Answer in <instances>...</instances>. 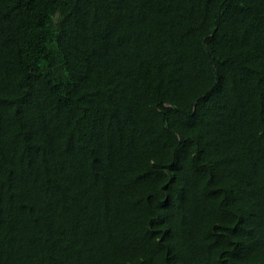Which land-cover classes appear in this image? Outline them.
<instances>
[{
    "label": "trees",
    "instance_id": "obj_1",
    "mask_svg": "<svg viewBox=\"0 0 264 264\" xmlns=\"http://www.w3.org/2000/svg\"><path fill=\"white\" fill-rule=\"evenodd\" d=\"M0 264H264V0H0Z\"/></svg>",
    "mask_w": 264,
    "mask_h": 264
}]
</instances>
